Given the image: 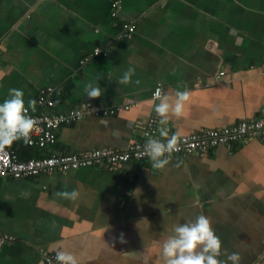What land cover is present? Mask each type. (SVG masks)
Masks as SVG:
<instances>
[{
    "label": "crops",
    "instance_id": "1",
    "mask_svg": "<svg viewBox=\"0 0 264 264\" xmlns=\"http://www.w3.org/2000/svg\"><path fill=\"white\" fill-rule=\"evenodd\" d=\"M125 23L135 27L130 38ZM95 48L101 53L92 56ZM263 66L264 0H0V103L16 88L32 114L84 111L47 149L11 143L22 160L124 149L151 115L160 121L156 87L172 100L189 92L181 116L161 125L179 135L264 119ZM128 68L131 82L120 84ZM219 71L226 81H215ZM88 84L101 96L89 99ZM47 88L51 107L38 104ZM116 107L107 116L91 111ZM74 188L76 201L56 196ZM200 214L222 253L264 264V139L204 157L172 154L163 169L132 160L112 170L0 177V264H43L44 253L59 250L79 264H164L162 240Z\"/></svg>",
    "mask_w": 264,
    "mask_h": 264
},
{
    "label": "built area",
    "instance_id": "2",
    "mask_svg": "<svg viewBox=\"0 0 264 264\" xmlns=\"http://www.w3.org/2000/svg\"><path fill=\"white\" fill-rule=\"evenodd\" d=\"M112 17L117 15L118 2H114ZM123 35L130 38L135 30L133 24L123 25ZM101 53L99 48H95L92 56H97ZM91 56L85 57L83 60L88 61ZM260 74H264V66L259 70ZM227 76L224 71H219L215 76L216 82L226 81ZM160 87H156L154 92ZM52 89H43L39 93L38 104L53 106L50 100ZM125 109L128 107L125 106ZM120 108L110 110H92L94 113H101L103 116L113 115ZM90 111V110H89ZM84 111L70 110L65 114H32L28 110V115L35 121L33 130L30 133L28 146L44 148L45 146L55 144L57 140V130L61 125H68L83 115ZM86 112V110H85ZM162 126L157 119V116L151 115L143 127L141 138L130 142L122 150L113 149H93L75 154H52L47 158L20 160L15 152L11 151L7 146L0 148V177L12 176L14 178L39 176L58 171H67L70 169H78L90 166H98L106 170L118 168L123 163L135 160H150L144 152V145L148 138H156L163 140L159 135V129ZM169 137L173 134L179 138V150L171 153L174 155H194L199 157L208 156L220 145L235 144L240 141L261 138L264 139V119H249L241 120L238 123L221 128L203 129L198 132H193L187 135H179L174 132H169ZM23 140V139H21ZM20 141V140H17ZM166 142V141H164ZM165 155H168L167 153ZM11 240V238H8ZM55 253H44L43 264H57Z\"/></svg>",
    "mask_w": 264,
    "mask_h": 264
},
{
    "label": "clouds",
    "instance_id": "3",
    "mask_svg": "<svg viewBox=\"0 0 264 264\" xmlns=\"http://www.w3.org/2000/svg\"><path fill=\"white\" fill-rule=\"evenodd\" d=\"M134 73V68H128L119 83H130ZM85 90L89 99L98 98L102 94L99 85L88 84ZM23 96L22 90L10 88L8 98L0 103V148L21 139L29 141L35 121L28 115ZM174 96L172 100L159 88L154 92V111L161 118L159 123L162 126L167 125L170 113L176 117L181 116L189 92L187 89L178 90ZM34 104L35 101H29V106ZM159 135L163 140L151 137L146 140L144 152L150 158L153 168L163 169L169 163L171 153L179 150V138L175 134L169 137L167 127H161ZM56 196L76 201L80 192L74 188L71 191H58ZM122 235L121 242H124ZM161 243L164 264H241L238 252L228 253L224 250L222 253V242L212 229L209 217L204 214L196 216L192 221L175 224ZM222 254L225 259H220ZM55 259L57 264H79L77 257L66 250L56 251Z\"/></svg>",
    "mask_w": 264,
    "mask_h": 264
},
{
    "label": "trees",
    "instance_id": "4",
    "mask_svg": "<svg viewBox=\"0 0 264 264\" xmlns=\"http://www.w3.org/2000/svg\"><path fill=\"white\" fill-rule=\"evenodd\" d=\"M14 142H23V143H25L26 144V142L24 141V140H20V141H14ZM27 145V144H26ZM54 145V144H53ZM53 145H49V146H45L44 148H39V147H36V146H34L33 148H36V149H39V150H42V149H47V148H49L50 146H53ZM28 146V145H27ZM7 147L11 150V151H13L10 147H9V145H7ZM28 147H31V146H28ZM14 152V151H13ZM18 157V156H17ZM48 157V156H47ZM47 157H42V158H47ZM20 159V158H19ZM37 159H39V158H37ZM20 160H22V159H20ZM26 160H28V159H26Z\"/></svg>",
    "mask_w": 264,
    "mask_h": 264
}]
</instances>
